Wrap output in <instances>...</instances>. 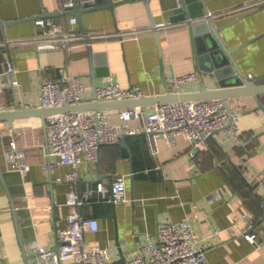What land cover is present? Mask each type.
Wrapping results in <instances>:
<instances>
[{
  "label": "crops",
  "instance_id": "obj_1",
  "mask_svg": "<svg viewBox=\"0 0 264 264\" xmlns=\"http://www.w3.org/2000/svg\"><path fill=\"white\" fill-rule=\"evenodd\" d=\"M65 1L71 0H0V21L26 19L4 29L6 39L0 44L4 47L0 53V109L14 108L15 102L20 108L40 106L41 83L60 77H79L88 87L82 93L83 99L91 98L94 83L101 87L110 82L122 88L138 86L143 97L159 96L167 92L166 76L190 73L196 77L183 83L178 91L198 92L201 88L190 23L169 21L173 4L181 0L149 1L155 24H171L157 30L160 47L143 1L116 6L114 18L108 10L83 14L89 33L109 34L90 41L93 77L86 42L76 44L71 53L40 51L26 42L42 33L34 20L27 18L41 14L43 8L61 13L59 9ZM189 1L194 17L216 15L211 21L229 49L244 45L233 52L243 74L264 81V6L222 15L254 0ZM68 16L71 15L57 18L65 22ZM200 22L205 21H196ZM7 41L11 43L5 44ZM7 59L15 69L11 73ZM10 75L17 86L9 84ZM203 77L208 88L215 87L214 81L204 74ZM258 101L264 105V96L259 100L254 96L228 99L231 112L238 115L243 136L250 142L245 148L232 138L229 129L217 130L207 147L196 151L184 135L173 144L160 136L158 155L150 152L144 133L126 136L129 157H124L116 144L101 146L98 163L85 161L79 168L75 189L83 195L88 185L103 181L109 187L123 176L127 200L111 202L108 191L95 193L88 205L81 206L80 213L96 218L99 225L97 231L85 233L86 248L104 247L113 261L122 256L128 262L132 253L142 252L149 243H158L162 224L186 220L200 237L198 246L205 249L203 264H264V112L258 108ZM152 109L153 105L141 108L143 113ZM108 118L109 124L122 131L139 125L134 117L122 121L110 114ZM44 135L37 118L21 119L11 126L0 122V259L6 264H25L10 201L17 211L20 240L28 262L32 259V241L46 248L56 246L57 235L65 228L70 212L65 205L70 188L65 180L69 166L44 168L48 160L42 153ZM12 137L25 148L30 167L23 174L8 167ZM49 160L55 162L57 158ZM249 226L252 228L248 232L257 235L256 244L241 233Z\"/></svg>",
  "mask_w": 264,
  "mask_h": 264
},
{
  "label": "built area",
  "instance_id": "obj_2",
  "mask_svg": "<svg viewBox=\"0 0 264 264\" xmlns=\"http://www.w3.org/2000/svg\"><path fill=\"white\" fill-rule=\"evenodd\" d=\"M73 0L61 4L59 11L71 9ZM264 6V0H254L224 12L222 15L246 12L259 9ZM215 14L206 13L202 17L189 20L196 23L197 20L211 21ZM36 27L42 29L41 35H36L26 42L34 45L40 51L61 50L71 53L78 43L106 38L109 34L90 32L83 34L78 28L76 18L68 16L65 22L58 18L38 17L34 20ZM171 24H156L155 28H169ZM11 42L5 43L10 44ZM3 45V43H1ZM8 71L15 69L10 60L5 61ZM196 77L195 73L186 75H171L164 78L167 92H179L183 83ZM250 78V76L248 77ZM17 86L16 81H12ZM88 87L77 76L60 77L54 81H45L40 85L39 101L42 106L56 107L80 104L83 102L82 93ZM175 90V91H174ZM93 98L98 101L125 100L127 98H141L142 91L138 86L122 88L115 82L106 86L95 87ZM116 114L122 121L135 118L139 125L134 129L122 131V128L109 124L108 116ZM229 129L232 138L238 140L240 147L245 148L249 141L243 136L239 126L237 114H233L229 108L228 100L222 98L198 101H183L153 105L149 113H143L141 108H129L110 111H74L56 114L46 117L44 127L45 143L42 153L48 160L43 164L50 170L56 166L68 165L69 171L65 180L70 184L65 205L70 208L66 218L65 228L57 235V249L46 248L36 241L30 243L32 259L30 264H114L107 248L88 249L84 243L86 232H95L99 225L96 218L86 217L80 213L81 206L88 205L95 193L104 194L110 191L111 202L123 203L127 200L125 180L123 176L117 177L109 187L103 181H97L94 186L88 185L83 195L75 189L79 181V168L83 162L97 164L99 161V149L101 146L115 144L123 135L147 134L150 152L158 155V138L165 136L170 144L181 135L186 136L193 150L206 148L209 139L217 130ZM13 138V137H12ZM11 162L10 169H16L20 173L29 170L26 161L25 148L13 138L10 140ZM191 153V156H195ZM50 157H56L57 161L51 162ZM264 211V204H262ZM252 226L242 230V235L256 244V233L248 230ZM156 245L148 244L142 248V252L132 253L126 264H203L206 261L205 249L198 246L200 237L191 224L184 220L178 223L166 222L158 230ZM0 264H6L0 259Z\"/></svg>",
  "mask_w": 264,
  "mask_h": 264
},
{
  "label": "water",
  "instance_id": "obj_3",
  "mask_svg": "<svg viewBox=\"0 0 264 264\" xmlns=\"http://www.w3.org/2000/svg\"><path fill=\"white\" fill-rule=\"evenodd\" d=\"M136 0H73V6L71 9L64 10L61 13L58 11L47 12L45 8L41 14L34 17L27 18L28 20H36L38 17L42 18H57L61 15H73L78 24V28L83 34H88L89 31L85 29L82 15L89 13L94 10H108L111 12L114 18V8L118 5H122L126 2H132ZM143 1L145 4V9L150 16L151 28H154V36L159 45V33L155 28V22L149 9L150 0H137ZM201 0H196L195 3H200ZM189 0H181L173 4L172 14L169 17V21L176 23L178 21H184L190 23L189 20L196 18L193 16ZM205 11V10H204ZM202 11V15L204 14ZM21 20H10V21H0V44L6 39V34L4 32L5 27H8L14 23H18ZM189 27L193 35V42L195 44V60L197 64V73L199 74L201 80V88L198 92H166L159 96H145L141 98H127L125 100H109V101H98L93 98H88L83 100L80 104H74L69 106H56V107H19V104L15 102L14 108H3L0 109V122H7L8 125H13L15 121L26 119V118H37L41 121V125L44 128L46 125V117L74 111H110V110H124L129 108H145L146 106H152L155 104L163 103H174L183 101H198V100H210L216 98H222L225 100L234 97L243 96H254L259 100V97L264 96V81L258 82L254 79L247 78L242 70L240 69L237 61L233 57V52L238 50L244 45L229 49L226 44L222 41L219 36V29L213 26L212 21L200 22L196 24L190 23ZM88 47V54L91 59L90 61V77H93V52L91 47V42H86ZM4 51V47L0 45V53ZM209 79V81H214L215 87L208 88L205 84L203 77ZM9 84L12 83V76L10 75ZM96 87V83L93 85V89ZM258 108L264 112V105L262 102L258 101ZM126 135H123L120 141L115 144L120 146L121 153L124 157H129V152L126 146ZM10 209L13 218L14 227H16L19 244L22 247V257L25 264H30L28 262L27 256L25 254L24 246L20 240V232L18 227V215L14 208L13 202L10 201ZM60 244L56 243L53 249H57ZM114 264H126L125 259L120 256L119 259L114 260Z\"/></svg>",
  "mask_w": 264,
  "mask_h": 264
}]
</instances>
